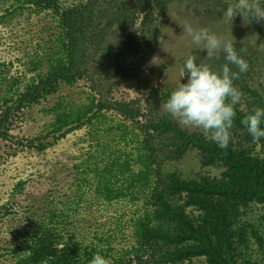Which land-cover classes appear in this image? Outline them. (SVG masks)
I'll use <instances>...</instances> for the list:
<instances>
[{
	"label": "trees",
	"instance_id": "trees-1",
	"mask_svg": "<svg viewBox=\"0 0 264 264\" xmlns=\"http://www.w3.org/2000/svg\"><path fill=\"white\" fill-rule=\"evenodd\" d=\"M171 1L0 0L2 25L26 14L47 15L52 20L44 29L48 39L37 44L23 64L24 74H30L27 82H22L25 75L10 74L8 63L0 62L1 141L9 138L12 117L18 111L23 116L26 110L47 102L62 85L85 77L94 89L100 84L98 70L106 79L117 77L123 82L132 78L120 62L156 41ZM256 29L264 40V27ZM117 32L120 38L107 42ZM234 49L239 55V45ZM192 56L213 71L225 63L223 53L210 61L199 51ZM109 59L114 61L107 64ZM246 61L248 71L233 81L242 98L234 108L236 118L225 149L218 148L206 134H186L164 118L147 116L150 108L143 112L140 99L106 103L92 93L85 102L73 104L63 95L57 96L44 109L51 115L46 131L21 137L16 144L42 152L52 144L47 138L56 139L58 133V138H67L68 133L83 128L73 138L74 146L79 147L78 159L65 201L51 200L35 231L20 235L22 239L12 248L17 264H89L94 254L104 256L107 264H181L194 256L204 257L206 264H251L253 256L257 261L250 242L254 240L264 250L259 227L240 220L243 209L264 203V139L253 141L240 120L255 108H264V97L250 86L253 66ZM108 111L122 120L108 124ZM127 122L132 123L131 129ZM163 139L175 146L174 155L189 146L197 147L201 164L220 168V175L207 174L198 181L163 176L157 158ZM117 140L123 142L124 150L115 149ZM13 186L14 192L21 193L24 181ZM137 200L141 205L130 209L126 201L135 204ZM122 201L130 211L119 214L116 206ZM94 206L102 208L91 211ZM188 208L199 215L193 217ZM88 214L96 221L106 214L109 229L127 238V245L116 249L112 234L97 225L92 224L95 229L87 235L86 227L91 224L86 217L95 222ZM75 222L80 227H73ZM261 256L264 258V251Z\"/></svg>",
	"mask_w": 264,
	"mask_h": 264
},
{
	"label": "rangeland",
	"instance_id": "rangeland-1",
	"mask_svg": "<svg viewBox=\"0 0 264 264\" xmlns=\"http://www.w3.org/2000/svg\"><path fill=\"white\" fill-rule=\"evenodd\" d=\"M234 0H173L159 26L156 41L147 47L141 48L137 56L121 61L120 65L127 70L132 78L121 82V78L112 77L106 79L100 71L96 72L100 84L92 88V83L85 80V77L78 79L71 85H62L57 94L26 110L22 116L18 111L12 117L10 124L9 138L5 141L0 139V264H17L18 256L12 252L15 244L22 239V234L35 231L37 222L43 217L44 212L50 207L51 200L57 202L65 201L68 185L71 181L72 167L76 164L78 156L76 154L78 146H74L73 138L79 135L80 130H73L66 137L56 139L49 137L45 141L52 144L42 152L34 149L22 148L17 145L21 137L29 138L46 131L50 114L45 112V108L54 103L57 96H64L66 101H73V104H81L93 93L98 100L110 103L116 100L129 101L140 99V109L147 113L149 110L156 118H164L181 129L186 134L201 133L202 130L181 125L177 118L168 115L163 109V102L168 94L175 88L181 78V70L184 60L194 51L201 50L202 45H195L191 37L184 30L185 26L193 29H207L210 34L217 35L222 42H231L233 47L239 45L238 53L242 58H246L252 63V72L249 77V84L264 97V40L260 38V31L257 27H264V19H253L250 16L235 15L232 19L225 16V10L233 4ZM264 7V4H261ZM51 19L47 15H22L14 19L9 24H0V62H5L8 72L12 75H25L22 82H27L23 67L29 56L33 55L37 44H42L48 39L45 26L51 25ZM120 32L113 34L107 42L120 38ZM223 53L218 52V55ZM26 60V61H25ZM23 61H25L23 63ZM114 60L105 62L110 64ZM89 67H92L90 65ZM92 70H95L93 67ZM183 82V80L181 81ZM129 83L130 86H126ZM25 84L22 83V86ZM133 85V86H132ZM0 85V89L2 88ZM21 86V87H22ZM131 87V88H128ZM97 88V89H96ZM22 89V88H21ZM122 118L114 111H108L106 122L113 123L121 121ZM107 124H103L106 126ZM128 128H132V123L127 122ZM207 135V134H206ZM166 143V144H165ZM113 149V146L106 143ZM124 150L123 142L117 140L116 150ZM157 158L161 163L160 173L163 176L177 175L182 179L198 181L201 176H219L221 169L217 167H206L200 162L198 148L189 146L182 153L174 155L171 150L175 148L167 140L163 139L159 143ZM259 149V147H257ZM17 181H24L21 193L13 191V185ZM141 200L127 202L128 207L136 210L141 205ZM123 202V201H122ZM113 209L114 207L111 206ZM102 207L94 206L91 211L100 210ZM193 217L199 212L186 209ZM112 211V209H111ZM129 212L125 203L116 206V212ZM240 221H250L259 227L260 235L264 240V223L262 215L264 213V203H252L247 209H243ZM90 218L89 214L87 215ZM89 227H86L87 235H92L95 227L99 226L102 232L112 234V242L115 248L126 246L127 238L110 230L111 223L106 214L98 216L97 221L92 222L88 217ZM124 222V220H121ZM96 223V224H95ZM93 224V225H92ZM105 225V226H104ZM80 227V222L73 225ZM114 229V227H111ZM79 235V234H78ZM83 235V234H82ZM127 233H125V236ZM80 236V235H79ZM250 249L255 251L257 261L253 256L251 264H264L262 251L254 240L250 242ZM244 261V259H243ZM181 264H206L204 257L194 256ZM241 264H244L241 262Z\"/></svg>",
	"mask_w": 264,
	"mask_h": 264
},
{
	"label": "clouds",
	"instance_id": "clouds-1",
	"mask_svg": "<svg viewBox=\"0 0 264 264\" xmlns=\"http://www.w3.org/2000/svg\"><path fill=\"white\" fill-rule=\"evenodd\" d=\"M264 0H234L225 10V16L232 19L239 14L254 19H264ZM195 45H202L207 60L218 59V52L224 54L225 63L219 71H213L208 64L197 62L188 55L184 60L181 78L163 102V109L179 123L202 130L220 149L228 147L230 129L236 118L235 106L241 101L242 93L233 85L239 74L249 69V64L235 51L231 42H222L207 29H184ZM229 65L238 71H232ZM183 80V82H181ZM253 141L264 139V108H255L240 120ZM89 264H107L106 258L94 254Z\"/></svg>",
	"mask_w": 264,
	"mask_h": 264
}]
</instances>
